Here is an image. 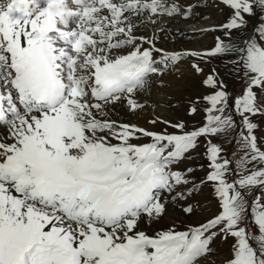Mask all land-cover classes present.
Wrapping results in <instances>:
<instances>
[{
  "label": "snow or ice",
  "instance_id": "snow-or-ice-1",
  "mask_svg": "<svg viewBox=\"0 0 264 264\" xmlns=\"http://www.w3.org/2000/svg\"><path fill=\"white\" fill-rule=\"evenodd\" d=\"M207 7L224 22L171 27ZM257 11L264 0H0V264H264ZM201 33L210 47L165 46ZM170 77L196 90L189 119L157 112L181 108Z\"/></svg>",
  "mask_w": 264,
  "mask_h": 264
},
{
  "label": "rangeland",
  "instance_id": "rangeland-1",
  "mask_svg": "<svg viewBox=\"0 0 264 264\" xmlns=\"http://www.w3.org/2000/svg\"><path fill=\"white\" fill-rule=\"evenodd\" d=\"M182 2H184V0H182ZM185 2H187V0ZM207 10H210V11H207ZM201 11L202 12L207 11L206 14H204V15L211 17V18L207 19V20L200 19L201 21H198V23L195 22V25L197 27H195V25H192V24H194V23H192V24H188L191 26L187 25L188 26L187 28L190 27L191 29H194V27H195L198 29L201 27L209 26V25L219 24L221 22H224L225 17H226V13H222L218 9L213 8V7H207L206 9L203 8ZM208 12H210L211 14ZM212 13H214V14H212ZM261 15H263V14H261V13H259V11H257V14L254 17L249 19V27H248L247 31H251L253 29V26L258 25L260 23ZM244 34L245 33H240V34H238V36L244 35ZM214 35H215L214 33H209V35L206 36L205 34L201 33V34L197 35L195 39L191 38V35H189L186 39H182L181 43L186 44V42H194L195 45H198V44H200V42L203 41L204 38H206L208 43H209L208 47H210L212 45ZM207 41H205L204 43H206ZM172 44L173 43H171V45ZM186 67L187 66H185V68ZM173 85H174L173 89H175V90H172L171 93H169V94L176 96L180 100L181 108H180L179 112L177 113L175 109H166V108H161V110H159L160 108H157V112H158V114H160L161 116H163L167 119H176L177 116H182L185 119H189L187 117L186 113L184 112V108L187 107V96L189 94H191L194 97L196 90L192 89V88H183L182 89L180 87V85H178L177 83H176V85L175 84H173ZM114 115H116V114H114ZM199 120H200V117L197 116L195 118V120H190V123H197ZM255 122L259 125L258 132H257L258 136H260L261 139H264V119H258ZM224 148H225V154L228 156H231V153L234 150L233 145L225 144ZM203 151H204V149L201 148L200 152L203 153ZM199 162L204 163L203 159H200ZM202 204L205 205V208L203 210V215L204 216H210L212 214V212L215 210V205L211 201V198H209L208 200L202 201ZM197 219H202V217H197ZM168 223H169V221H167V220L164 222L165 225H167ZM228 246H229L228 242L217 241L216 248H217L221 258L226 254Z\"/></svg>",
  "mask_w": 264,
  "mask_h": 264
},
{
  "label": "bare ground",
  "instance_id": "bare-ground-1",
  "mask_svg": "<svg viewBox=\"0 0 264 264\" xmlns=\"http://www.w3.org/2000/svg\"><path fill=\"white\" fill-rule=\"evenodd\" d=\"M186 0H184V2H185ZM187 2H195V0H187ZM206 9V8H205ZM207 11H210V10H207ZM206 11V12H207ZM206 12H203V14H206ZM208 13H210V12H208ZM211 14V13H210ZM212 14H214V13H212ZM264 15V14H263ZM216 16V15H215ZM211 18V17H210ZM216 19V18H215ZM198 21H201L200 20V18H196V19H192V20H189V21H181V20H179V19H176V20H174V21H171L170 22V24H171V27L173 28V29H175V28H180V29H183L186 33H189V34H191L192 33V31H193V29H191L190 27L189 28H187L188 26H191V25H188V24H192V23H194V24H192V25H195V22H197L198 23ZM196 23V24H197ZM188 25V26H187ZM195 27H197L196 25H195ZM194 27V28H195ZM200 27V26H199ZM197 29V28H196ZM143 31V30H142ZM206 36L207 35H209V33L208 34H205ZM188 37V36H187ZM187 37H185V38H180V39H178L175 43H173L172 45H171V43H169V44H167V45H165L166 47H174V48H189V49H204V48H207L208 47V45H209V43H208V41H207V39L206 38H204L203 39V41L202 42H200V44H198V45H195L194 44V42H186V44H182L181 43V41H182V39H186ZM208 38V37H207ZM209 39V38H208ZM205 41H207L206 43H204ZM171 81H172V83L173 84H175L176 85V83L178 84V85H181L182 83H184L183 81H177V80H175L174 78H169ZM174 88V87H173ZM169 89V90H165V91H167L168 93H171V91L172 90H175V89ZM155 91V90H154ZM173 93V92H172ZM161 103H166V101H161ZM159 110H161V108L159 109ZM160 112V111H159ZM149 118V114H142V115H140V116H131V117H125L123 114H116V115H113V119H129L131 122H134V123H137V124H139V125H141V126H144V127H150L147 123H146V120Z\"/></svg>",
  "mask_w": 264,
  "mask_h": 264
}]
</instances>
